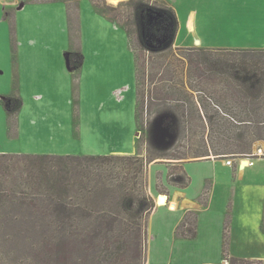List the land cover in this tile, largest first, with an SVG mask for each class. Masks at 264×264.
I'll list each match as a JSON object with an SVG mask.
<instances>
[{"label":"rangeland","instance_id":"obj_1","mask_svg":"<svg viewBox=\"0 0 264 264\" xmlns=\"http://www.w3.org/2000/svg\"><path fill=\"white\" fill-rule=\"evenodd\" d=\"M14 1L15 0H0V154L9 156L0 158V264H30L32 262L33 264H40L37 259L32 257L31 253H33V251L31 250V246H37L38 244L40 246L45 239L56 238V225L48 226L45 224L43 230L39 231L44 220L51 218L49 221L56 223V211H51L52 216L49 217L42 218L37 215L38 212L41 211L40 209L54 204L48 194L46 193L47 197L45 196L46 194H44L48 192V189L45 187L46 183H44L42 189H39L41 196H39L38 199L43 200L42 202L34 200L30 194L32 187L40 183L46 176L45 173H48L54 165L49 164L47 167V165L41 161L29 160L24 158V156L20 157V155H33L32 153L34 152L40 153L42 151L55 150L56 155L84 156L85 153L90 154L95 152L94 150L98 147L96 146L98 143L107 144L110 147L111 145L120 143L126 150L132 149L134 151L133 153H137L138 151L142 152V157H146L148 154L153 157L162 155H169L168 157L192 156V153L196 150L208 146L214 153L220 150L234 153L236 152L234 150L243 147L242 143H238V141L236 142L233 139L234 135L233 138H228L227 136L221 138V131L219 132L218 130L208 131V133L204 134L201 118L203 114L201 115L199 112V110L202 111L201 107L199 108L196 105L197 108H195V110L190 107L191 103H193V106H191L194 107V104H196L194 102H196L198 98H203V94L192 91L194 90L193 86L191 87L190 84H188L190 80V61L184 56L189 54L185 51L186 48H207L212 51L215 50L209 53L211 59L220 58L224 63L230 64L228 62L232 63L236 58L235 54L228 50H264V0H119L115 3H111L109 0H90L95 11L116 22L123 33L118 32L114 38H109L108 29L103 23H100L99 40L108 38L110 42L109 46L103 50V52L105 54L111 53L112 50L115 52L110 54L109 59L106 60L105 58L102 59L99 55L97 58H93L98 48L101 50V47H97L98 45L92 43L94 31L89 26L86 33V37L89 41V52L86 54L89 77L92 78L93 73L97 72L98 69H100V71H105L107 75L109 72H115V77L112 78L111 75H109V78L106 77L104 85L87 83L85 87L82 86L80 89L79 86L75 87L74 92L73 89L72 92H65L64 89H61L60 92L62 93H60V98L56 97V93L53 90H41L37 88L34 91L31 88L26 89L16 76L14 63V24L8 11L12 9ZM137 1L147 5H155L156 7L164 6L173 8L176 13L178 25L172 50L168 48L163 52L160 51L159 54H154L147 49L144 43L139 41L137 27L132 16V5ZM41 7L44 10V7ZM5 10L7 16H10V19H4ZM47 10H49V8L46 7V11ZM76 10V3L73 2V4H70L71 17L74 18ZM48 28L49 27L46 29L44 28L43 32L39 31L36 32V34L39 36H44L43 34H45L46 36L47 30L50 29ZM126 29L132 31V33H130V45L136 52L135 54H137V57H140L139 62H137L136 71L138 95L141 96L146 90L152 92L153 83L151 84V78L154 76L156 77L155 82L158 81L160 76H155L154 73H156L157 68L162 64L165 58L164 56L166 55L170 57L167 58L169 61L167 67H171V71H175L179 74L182 73L185 80V90L192 89L191 92L194 93V97L189 101L187 97L181 96V99L186 98V101L182 103L185 112H188L187 123H189V129L188 125H184L185 127H183V129L174 127V130H170L166 128V121H164L165 129H163L161 126L163 123L161 122L158 124V132H156L155 135L152 134V145L154 147H151V144H149L148 132L151 123L154 122L155 124L157 120H161L159 118H162L165 107L171 109L175 114H178V111L177 108H175L176 103L164 101L159 97L155 100L148 101V103L142 104L141 109L144 114H141L138 123L134 120V101L130 100L131 98L127 97V95V98L125 97L126 100L123 97L124 88L127 86L128 77L130 73H132L131 67L133 65L131 49L125 36V33L127 34ZM76 30L78 33L76 23H72V34H75ZM122 38L125 39L126 45L124 46H122ZM113 59L120 63V67L118 68L119 71L117 72L108 70V68L112 66L113 61H115ZM262 64L264 65V63ZM117 67L116 62L113 68L116 70ZM228 71V69H224L223 73L227 74ZM56 75L60 80V85H65V80L61 73ZM89 81L90 83L93 82L90 79ZM195 83L196 82H194V84ZM215 84L220 85L221 83L217 80ZM195 85L200 89L203 84L201 82ZM210 89L212 96L211 100L218 104L220 103L221 109L223 111L228 110V113H230L233 109L231 103H229V108L226 107L224 109V105H228L222 101L223 95L227 92V89L223 86L217 88H212V86H210ZM213 89H216L215 96L213 94ZM18 90H21L20 97L24 101L25 112L22 115L23 121L19 122V129L16 133L14 132L18 126L16 118L15 129H12L11 132L8 128L7 111L2 102L6 96L13 92L17 93ZM37 92L41 93L38 94ZM229 95L230 94H228V97ZM37 96H39L38 99L36 98ZM120 97L124 100L118 102ZM36 100L44 104L55 101L56 104L57 102H64V104H62L64 106L63 108L69 114L70 110H72L70 101L74 106L82 104L85 109V111L83 109V115L81 116L83 120L79 118L76 112V117L71 120L66 119L70 116L59 117L56 115V122L63 120V122L60 123V130H58L61 134L59 135L56 133L55 119L52 117L56 112H59V109L56 108V110L51 111L54 113L48 115L46 119L43 121L38 120L36 124L31 125V116L26 112L30 111V108L33 106L32 103L37 102ZM88 100L91 102L90 104L86 103ZM104 105H106V108L108 106L110 107L108 112L104 109ZM137 110H139L138 107ZM235 110L238 111L237 108ZM236 111H232L231 113L235 114L237 113ZM87 115H89V120L84 119ZM238 115L239 119H241L240 113H238ZM113 118L124 119L121 129L118 130L114 127ZM34 120H37V118H34ZM106 120L110 121V123H106ZM179 120H181V118H179ZM182 121L185 122V119ZM97 127L100 128L102 132L94 134L87 132L95 130ZM20 128L22 129L21 135L19 134ZM38 128H40L39 132H37ZM73 130L75 131L74 133H72ZM120 131L123 133L119 134V138H117L116 133H120ZM251 131H255V129L251 128ZM48 132L52 134H48ZM137 132L140 133L137 134ZM177 132H179L178 136L176 135ZM247 134L249 133L247 132ZM112 135L115 136L113 137ZM48 136H56V138L49 139ZM246 136L245 140L247 139L246 142H249L250 135ZM174 137L176 138L174 139ZM132 140L134 144H132ZM242 142L244 143L245 141ZM239 144L241 146H238ZM259 148H262L264 151V139H257L251 143L249 151L254 154ZM243 154L245 153L239 152L236 158H238V160L239 158L245 159ZM132 156V161H127V163L121 160H114L109 163L108 167L114 175L111 179L114 181L117 178L119 180L118 182L126 185L130 190H136L138 194H140L142 187L145 185V191L150 196L148 169H144L143 173L138 172L137 167L139 161L134 157H141V155L133 154ZM227 159H231V157ZM159 160L162 161L159 162V164L168 171V184L175 185V179L177 177H182L184 182H186V175L182 173V167L178 166V164H174L173 161L169 159ZM249 161L251 164L246 166L243 172L244 178L242 180L240 179L241 182L240 180L238 181V183H247V187L244 188V195L250 198L248 209L243 211L246 213L243 217H246L248 222L251 220V223L245 222L249 230L247 231V236L241 237L244 240V244H247V246H237V248L231 249L230 252L225 251L222 253L224 254L222 256L229 261L232 260V263L236 261H247V263L250 264H264V157L258 156L250 158ZM224 167L222 166L221 160L216 162L189 163L187 165L188 173L193 178L192 190L194 192L191 193L192 196L197 195L200 182L204 180L205 175L209 174L211 182L216 179L218 180L215 185L216 191L211 193L214 199V206H219V196H223L220 197L223 200L225 199V195L233 201V195L228 193L226 187L222 184L227 182L226 186H228V183L232 181V172L230 167L227 168V171H225ZM156 175L159 179L158 185H162L160 172H157ZM111 183L115 184V182ZM104 187L109 188L107 185ZM193 219H195L194 213L187 215V221L191 224ZM258 221L260 228L256 229ZM187 228L190 229V227ZM213 256H216V253H213ZM201 260L204 259L202 258ZM219 264H221V262Z\"/></svg>","mask_w":264,"mask_h":264},{"label":"trees","instance_id":"obj_2","mask_svg":"<svg viewBox=\"0 0 264 264\" xmlns=\"http://www.w3.org/2000/svg\"><path fill=\"white\" fill-rule=\"evenodd\" d=\"M132 7V16L137 27L139 41L154 54H159L160 51L163 52L168 48L172 50L178 25L173 8L156 7L139 1L135 2ZM126 30L130 39L132 31ZM185 51L189 54L184 57L190 61L188 84L193 86L194 90H185L184 75L171 71V67H167L169 63L167 58L170 57L163 55L165 58L154 73L155 76H160L158 81L155 82L156 77L154 76L151 78L152 92L146 90L141 96L138 95L140 118L143 113L142 104L159 97L164 101L176 103L175 108L178 111V114H175L165 107L162 118H159L161 120H157L155 124L151 123L148 132L149 144L154 147L152 137L158 132V124L161 122L163 123L161 126L165 129L164 121H166V128L170 130H174V127L183 129L189 124L187 123L188 112H185L182 103L186 101V98L181 99V96L187 97L188 101L192 100L194 97L192 90L203 94V98H198L194 102L196 103L194 107H192L193 103H191L192 106L190 105L193 110L197 108L196 105L201 107L204 117L200 115L203 129H208L209 132L221 131V138L225 136L233 138L234 135L233 139L243 144V147L234 150L236 151L234 153H245L243 157L252 155L249 151L250 144L257 139H264V65L262 64L264 63V50H228L234 53L236 58L234 62H228L230 64L224 63L220 58L211 59L209 53L215 50L200 47L199 49L186 48ZM135 56L137 67L140 57H137V54ZM69 63L78 69L81 63L80 54L70 53ZM224 69L229 70L227 74L223 73ZM217 80L221 83L220 85L215 84ZM194 82L195 84L202 82L203 85L199 89ZM210 86L226 88L227 92L223 95L222 101L228 106L224 105V109L229 108V103H231L232 111H236L237 108V113L223 111L220 103L212 101ZM215 92L216 89L213 91L214 96ZM228 94H230L229 97ZM3 100L2 104L8 116V128L12 132L16 126V114L21 108V99L17 93L13 92ZM199 112L201 113L200 110ZM183 118L185 122L182 121ZM251 128L255 131H251ZM246 135H250L249 142L245 140ZM21 156L29 160L41 161L47 167L49 164L54 165L48 173H45L44 179L42 178L43 180L30 190L34 200L42 202L43 200L38 199L41 196L39 189H42L46 183L45 187L48 192L44 194L47 193L54 204L40 209L37 215L42 218L49 217L52 216L51 211H56V223L49 221L51 219L49 218L44 220L39 229V231L43 230L45 224L56 225V238H47L40 246L39 244L32 245L33 253L31 254L34 259H37L40 264H145L147 218L154 207V201L145 191V185L138 194L136 190H130L126 185L118 182L117 178L113 181L111 178L114 175L108 167L109 163L114 160H121L125 163L132 161V155ZM6 157L9 156L0 154V158ZM134 158L139 161V164L136 163L138 172L143 173L147 164L157 157L148 154L146 157ZM177 178L175 179L176 184L185 183L182 177ZM106 185L109 188H105ZM237 263L239 264V262L235 264ZM241 264L250 263L242 262Z\"/></svg>","mask_w":264,"mask_h":264},{"label":"crops","instance_id":"obj_3","mask_svg":"<svg viewBox=\"0 0 264 264\" xmlns=\"http://www.w3.org/2000/svg\"><path fill=\"white\" fill-rule=\"evenodd\" d=\"M73 2L76 3L77 8L74 13V18L71 17L72 15L70 14V4H73ZM41 6L44 7V10ZM46 7L49 8V10H47L48 13ZM8 11L14 24L15 72L19 81L26 89L31 88L34 91L37 88L41 90H53L56 93V97L60 98V93H62L60 92L61 89H64L65 92H72L73 89L74 92L75 87L79 86L80 89L82 86L85 87L87 83L104 85L106 77L109 78V75H111L112 78L115 77V72H109L107 75L105 71H100V69L93 73L92 78L89 77L86 56L89 52V41L86 37L89 26L94 31L92 43L98 45L97 47H101V50L98 48L93 58H97L99 55L102 59L105 58L106 60L109 59L110 54L115 52L114 50L106 54L103 52V50L109 46L110 42L108 38L99 40L100 23H103L108 29L109 38H114L118 32L123 33L116 22L96 12L90 0H15L12 9ZM4 12V19H10V16H7L6 10ZM72 23H76L78 33L76 30V33L72 34ZM47 27L50 29L48 28L49 30H47L46 36L45 34H43L44 36L36 34V32L39 31L43 32V29ZM125 36L131 49L133 65L131 67L132 73H130L128 77L127 86L124 88L123 97L125 98L127 95V97L131 98L130 100L134 101L133 118L138 123L140 117L137 110L138 87L136 56L126 33ZM124 45H126L125 39L122 38V46ZM70 53L80 54L81 63L78 69L70 65ZM116 62L118 67L115 70L113 65ZM119 67V61L115 60L108 70L117 72L119 71ZM58 73H61L64 77L65 85H60V80L56 75ZM88 78L93 82L90 83ZM37 93L39 94L41 92ZM17 94L20 97L21 90H18ZM36 98L38 99L39 96ZM20 99L21 108L16 115V123L18 126L14 131L16 133L19 129V122L23 121L22 115L25 112L24 101L21 97ZM123 100L124 99L120 97L118 102ZM36 101L37 102L32 103L33 106L30 108V111L26 112L31 116V125L36 124L38 120L43 121L46 119L48 115L54 113L51 111L56 110V108L59 109V112H56L52 117L55 119L56 133L59 135L61 134L58 130H60V123L63 122V120L56 122V115L59 117L70 116L66 119L71 120L76 117L77 113L79 118L83 120L81 118L84 109L82 104L74 106L70 101L72 110H70L69 114L63 108L64 106L62 104H64V102H57L56 104L55 101L44 104L40 103L39 100ZM86 103L90 104L91 102L88 100ZM104 107L107 112L110 110L109 106L106 108V105H104ZM201 114H203V111H201ZM89 115L84 117V119L89 120ZM34 118H37V120H34ZM108 120H106V123H110ZM123 122L124 119L122 118H113L114 127L118 130L121 129ZM97 125L99 126L98 122ZM21 130L20 128L19 134ZM37 130V132H39L40 128ZM74 132L73 130L72 133ZM87 132L94 134L102 131L97 127V129ZM122 133L121 131L120 133H116L117 138H119V134ZM138 133L140 132H137V134ZM205 133H208V129L204 130V134ZM48 134L52 133L48 132ZM176 135L178 136L179 132H177ZM112 136L114 137L115 135ZM48 138L54 139L56 136H48ZM175 138L176 137H174V139ZM132 144H134L133 140ZM96 146L98 147L95 148V152L90 154L85 153L84 156H127L133 154H139L141 157L143 156L140 151L133 153L134 151L132 149L126 150L120 143L111 145V147L102 143H98ZM32 154L56 155V151L49 150L40 153L34 152ZM229 157H231L233 161L231 165L226 164L227 158ZM236 157H238L236 153L224 150L214 153L208 146L196 150L192 153V156H157V158L147 164L146 170L148 169L149 172L148 182L150 196L154 201V207L147 218L145 264H219L220 262L221 264H235L237 262L232 263V260L229 261L222 256L224 255L222 253L225 251L230 252L231 249L237 248V246H247V244H244V240L241 237L247 236V231L249 230L248 226L245 224L248 220L246 217H243L246 213L243 211L248 209L250 198L244 195V188L247 187V183L240 182L244 178L243 172L248 164L246 162V164L243 165L245 159L239 158L238 160ZM159 159L172 160L174 164H178V166L182 167V173L186 175V182L179 185L168 184V171L159 164V162H162ZM218 160L222 161V166H225V171L228 170V167L231 169L232 181L228 183V186H226L227 182L222 184L226 187V191L233 195V201L229 197L228 200L225 195V199L222 200L220 197L223 196L218 195L220 202H218L219 206L216 207L214 206V199L211 193L216 191L215 185L218 180L216 179L211 182L210 175H205L204 180L200 182L197 195L192 196L191 193L194 192L192 190L193 178L188 173L187 165L194 162H216ZM157 172L161 174L162 185H158L159 179L156 175ZM239 180L240 182L238 183ZM161 196L165 197L166 205L164 204L162 206L158 204V200ZM193 213L195 219H193L192 225L187 221V215ZM259 221L256 224L258 226H256V229L260 228ZM183 223L184 226H182ZM248 223H251V220H249ZM187 227H190V229ZM213 253H216V256H213ZM202 258L204 260H201ZM242 262L247 263V261ZM242 262H239V264Z\"/></svg>","mask_w":264,"mask_h":264},{"label":"built area","instance_id":"obj_4","mask_svg":"<svg viewBox=\"0 0 264 264\" xmlns=\"http://www.w3.org/2000/svg\"><path fill=\"white\" fill-rule=\"evenodd\" d=\"M264 156V151H263V149L262 148H259L258 150H257V152H255L254 154H252V155H248V156H246L245 157V161L247 162V164L248 165H250L251 164V162L249 161V159L250 158H253V156ZM232 159H228L227 161H226V164L227 165H231L232 164Z\"/></svg>","mask_w":264,"mask_h":264},{"label":"bare ground","instance_id":"obj_5","mask_svg":"<svg viewBox=\"0 0 264 264\" xmlns=\"http://www.w3.org/2000/svg\"><path fill=\"white\" fill-rule=\"evenodd\" d=\"M111 3H115V2H117V1H119V0H109ZM165 197L164 196H161L160 198H159V204L160 205H164L165 204Z\"/></svg>","mask_w":264,"mask_h":264},{"label":"water","instance_id":"obj_6","mask_svg":"<svg viewBox=\"0 0 264 264\" xmlns=\"http://www.w3.org/2000/svg\"><path fill=\"white\" fill-rule=\"evenodd\" d=\"M197 42H198V41H197ZM245 164H246V161L243 162V165H245Z\"/></svg>","mask_w":264,"mask_h":264}]
</instances>
